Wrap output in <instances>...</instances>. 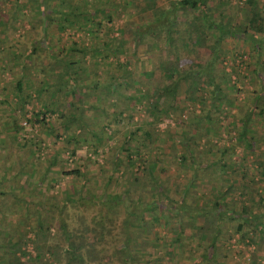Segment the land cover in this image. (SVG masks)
Wrapping results in <instances>:
<instances>
[{"label": "rangeland", "instance_id": "rangeland-1", "mask_svg": "<svg viewBox=\"0 0 264 264\" xmlns=\"http://www.w3.org/2000/svg\"><path fill=\"white\" fill-rule=\"evenodd\" d=\"M69 1L73 5V1L81 3V0H0V98L19 95L16 82L21 85L22 95H30L23 110L2 111L4 107L0 105V230L11 226L15 231L17 225L13 224L21 222L32 225L38 216L52 221L53 233L58 207L62 205L65 206L62 218L69 227H75L79 217L88 220L96 212V207L85 208L82 197L96 204L100 195L122 194L126 189L129 194L123 196L126 197L125 210L136 206L139 214L143 203L150 200V192L145 193L150 186L146 183L128 186L126 179L135 174L144 182L146 174H140L136 167H114L111 154L119 149L122 153L123 144L135 150L138 137L132 130L148 121L144 126L150 131V142L156 144L152 153L158 150L162 163L158 182L170 185L172 198L177 203L182 200L190 215L196 212L194 208L202 209L201 213H195L196 220L183 221L182 225L187 228L181 232L172 229L175 225L172 218H168L166 225L162 221L155 225L160 260L165 264H180L189 257L193 260L191 264H264V238H259L256 231L251 232L245 225L237 231L235 227L241 221L240 216L234 218L225 214L217 218L212 211H206L209 201L220 194L228 202L227 208L239 210L244 205L249 212L255 210L264 222V207L254 208L252 200L257 196L264 200V0L256 1L260 29L249 27L242 37L224 35L216 43L204 30L205 43L199 47L190 26L192 21L197 22L198 10L176 8L170 23L168 20L166 27H159L152 36H144L141 43L133 45L130 38L122 36L120 47L108 52L106 63L92 53L98 43L92 41L89 33L73 31L67 26L57 28L44 19L42 12L50 15L51 11L61 18L66 11L64 3L70 4ZM137 1L144 3L132 8L126 7L124 0H86L97 17L95 9L118 8L108 22L117 39L121 38L118 31L125 23L132 27L133 24L143 25L177 6L173 4L175 0ZM244 1H209V13L214 20L220 13V23L228 20L243 28L249 25L250 16ZM169 33L171 41L166 42ZM71 41H77L78 47L84 45L83 52L75 59L64 54ZM53 42L58 43L60 50L52 51ZM49 54L61 60L71 58L77 63V70L74 65L70 68L74 72L71 77L74 76L76 85L81 86L74 96L49 93L51 88L46 87L45 82L54 81L56 61ZM135 54L141 57L133 61ZM212 54L211 76L223 89L222 113H215L211 106L212 85L209 82H199L200 91L196 86L193 89L203 102L189 103L184 101V85L179 78L172 98L168 95L162 98L161 112L153 124L143 102L152 99V90L169 83L168 78L162 76L163 63L159 62L165 61L171 78L176 79L183 70H199V65H204ZM117 61L125 63L127 72L118 69ZM122 74L127 82L134 80L133 89L140 88L147 97H132L133 90L129 89V94L125 91V95H131L128 99L120 87L121 96H106V100H98L103 103V109L96 107V95L101 99L107 94L106 88L96 87V81L116 84L117 77ZM194 79L199 80V77ZM37 88L38 91L42 89L38 95ZM115 100L119 105H114ZM42 110L45 111L42 119L52 122L48 123L52 130L38 121ZM70 115L74 119H69L62 127L63 120ZM242 121H246L243 134L239 131ZM13 122L17 124L16 131L12 130ZM182 132L186 139L193 141L194 166L186 155V160L179 162L183 154L178 144ZM137 149L139 155L145 153L144 149ZM133 156L136 157V153ZM214 160L238 163L239 168L231 172L230 177H224L220 164L213 165ZM72 169H79L80 176L63 173ZM244 181L249 184L245 186L249 199L245 189L240 187ZM222 188L225 190L220 192ZM162 209L158 206L148 212L157 210L160 216L165 215ZM24 230V225H20V231ZM245 233L254 236L253 239L247 242ZM176 236L180 244L172 240ZM24 237L30 239L32 234L25 232ZM81 238L86 239L85 236ZM168 240L173 245H168L166 250ZM212 243L213 252L207 253V246ZM25 249L31 251L29 245Z\"/></svg>", "mask_w": 264, "mask_h": 264}, {"label": "trees", "instance_id": "trees-1", "mask_svg": "<svg viewBox=\"0 0 264 264\" xmlns=\"http://www.w3.org/2000/svg\"><path fill=\"white\" fill-rule=\"evenodd\" d=\"M106 1L108 2L109 0ZM209 1L212 2V0H175L173 4L177 5L176 7L165 10V12H161L159 14L160 16H154V18L150 21L148 20L143 25L133 24L132 27L128 23H125L122 28H119L118 32L121 38L118 39L116 36H113L114 32L112 31L111 26H108V22L113 18L112 13H117L118 8L116 7L111 8L110 11H108V8H101V10H99L100 8L95 9L94 11L99 14V17H97L96 15L94 16V13H92L93 10L86 0H81L80 4H76L73 1L74 5L70 3L71 1H69L70 4H66V2L64 3L66 11L62 12L64 15L61 18H59L54 11H51L50 15L45 13L43 14L42 12V15L45 20H48V23L53 24L57 28L60 26L64 29L67 26L72 28L73 31L81 30L84 33H89L92 41L96 40L98 43L96 44V49L93 50L92 53L96 54V57H99L105 63L107 61L108 52L120 47V44L118 43L120 42V39H124L122 36L126 35V37L130 38V40L134 43L133 45L141 43L140 41L144 36H152L156 33V30L159 29V27H164L168 20L172 18L176 8L198 10L199 18L196 23L192 21L190 26L195 33L194 36L196 44L199 47L205 43L204 30H207L215 42L218 43L224 35L242 37L247 32L249 27L252 29L254 27L260 29V17L256 6L257 0L244 1L243 5H245V7H247L250 11V16L249 19H247L249 21V25H244L243 28L237 24H230L228 20L220 23L219 21L222 19L220 13L216 14V19L214 20L212 15L209 13V10L211 9V7L209 8ZM140 3L144 2H138L137 0H124L126 7L133 8ZM83 7H85V10ZM103 13L104 16H100V14L102 15ZM168 23H170V20ZM257 23L259 24L256 26L255 24ZM170 38L171 34L169 33L165 37V41H171ZM83 46L84 45L78 47L77 41H71L68 47L65 48L66 53L64 54L72 56L75 59L79 53L83 52ZM51 48L53 49V52L60 50L58 49L57 42H53ZM62 49L64 50V48ZM49 56L50 58L53 57V59H56L54 62V81L45 82L46 87L51 88L49 93L53 96L57 93H62L63 95L67 93L74 96L75 92H77L78 88L81 86L78 87L74 76L73 78L71 77L74 72L71 71L70 68L72 65H77V63L71 58L61 60L53 54H49ZM213 56L214 55L212 54V57L205 62L204 65H199V70H193L192 72L183 70L184 72L179 74V77L176 79L171 78L172 76L169 74L167 63L165 61L159 62L161 64L163 63L162 76L164 78H168L169 83L165 86L157 87L155 90H152V99H146L143 102V108L148 115L151 116V122H153V124L157 122L156 117L161 112L160 102L162 98L164 95H168L172 98L176 91L175 84L179 78L182 80V84L184 85L182 86L184 101L189 103L195 102L200 104L203 102V99L199 97L197 92L193 89L196 86V88H199L200 91L202 90V87L198 86L200 84L199 82H202L203 84L209 82L212 85L210 90L211 106L214 108L215 113H222L220 107L223 105V101H221L223 97L221 95L223 89L220 88L218 82H216L211 76V66L214 61ZM140 57V55L135 54L133 61L138 60ZM100 59L98 61H100ZM117 66L121 72H127L124 62L117 61ZM74 69L77 70L78 67L75 66ZM195 76L199 77V80H195ZM124 77V74L119 75L117 77L119 80H117L116 84L113 82L100 84L96 81V87L100 86L102 88H106L105 93H107L105 96H101V99L98 98V95H96V107L101 110L103 109V103L98 102V100H106V96H115V94H119L121 96L122 91L121 89L118 90L120 87H123L124 95L125 91L129 94V89H131V91L133 90L131 92L132 97L133 95H135V98L138 97L139 99L145 96L147 97V93L140 90V88L135 87L133 89L132 85L134 80L127 82ZM201 78H204L205 80ZM66 82L68 84L67 87ZM15 88L16 91L20 93L19 95H16V97H12L11 99L10 97L0 98V105L4 107L1 109L2 111L5 109H12L13 111L23 110L24 104L30 100V95H22L21 85L19 83H15ZM45 89L46 88H43V90ZM41 91L42 89L38 91L37 88L36 94L38 95ZM128 94L125 96L129 99L131 95L128 96ZM41 96H43V93ZM114 105H119L118 100H115ZM44 110L47 111L46 109ZM44 110L40 112L41 119L38 121L52 130V125L48 124L52 122H47L42 119L45 113ZM119 113L122 112L119 111ZM245 118L248 120L247 116ZM69 119H74V116L70 115L68 118L63 120L62 127L67 125ZM245 122L246 121H242L241 123L239 129L241 134L245 131ZM13 123L12 130L16 131L18 129L17 124L16 122ZM145 123L149 124L148 121H145L144 124ZM144 124L135 126L132 131H135L138 137L135 145L144 149L145 153L139 155L137 153L139 149H137L136 146V149L133 150L130 146L123 144L124 147L121 148L123 150L122 153H119L121 151L119 149V152L114 151L111 154L112 164L114 167H118L119 165L136 167V170H138L140 174L144 172L146 174L144 182L140 181V176H136L135 174H131V176L126 179L128 186H133L132 184L134 183H146L147 186H150V190L145 191V193L150 192V200L143 203L139 214L136 206H131L129 210H125L127 204H124L126 197L123 196L126 193L127 195L129 194V189L124 190L122 194L111 193L108 195H100L96 204L89 201L88 198L82 197L84 198L82 203L85 208L96 207V212L93 217L88 220H84L79 217V221H77V226L75 225V227H69L66 220L62 218L61 214L64 211V205L58 207L59 215L56 219L53 233H51L52 221L38 216L32 225L27 224L28 222L13 224L15 226L17 225V230L15 231L10 228L11 226L9 227V224H7L9 227L8 229L4 226L3 229L0 230V264H165L164 261L160 260L161 257L157 254V235L156 231L153 230L155 225L157 223L159 224V221H162V224L166 225L169 221L168 218H172L175 221V225L172 229L176 230V232H181L183 229L187 228L186 225H182L183 221H185V219L196 220L197 216L195 213H201L202 209L196 210V208H194L196 212L190 215L185 209L186 206L181 203V199L180 203H177L172 198L170 185L163 186L158 182L159 170L162 169V163L159 160L160 154L158 153V150L157 152L152 153V149L156 148V144L150 142V131L144 126ZM132 131H130V133H132ZM180 136L178 144L182 148L183 154H181L179 162L182 163L185 161L186 155L190 157V164L194 166L195 164L193 161L195 157L191 153L193 141L190 140L191 138L186 139L184 132H182ZM210 146H212L210 148L214 147L213 145ZM216 150L217 148L212 151V154H214ZM71 151L73 153V150ZM133 153H136V157L133 156ZM146 154L149 156L145 157ZM212 163L213 165L214 163L220 164V171L224 177H230L229 174L231 172L235 173L239 168L238 163H221L218 160H214ZM47 166H49V164ZM63 173L80 176L79 169H72ZM193 175H195V173ZM246 185L249 184H247V181H244L240 187L245 189ZM223 190H225V188H222L220 192ZM244 191H246V189ZM245 193L248 198L249 192L246 191ZM219 197L221 198L220 200ZM253 198L252 200L255 202L254 208L264 207V200H262L260 196ZM139 202L140 201H138V203ZM227 203V201L223 200V195L215 194V196L209 201V207L206 211H212V214L217 218H220L225 214H230L231 217L234 218L240 216L241 221L238 222L235 227L237 231H240L242 226L245 225L251 232L256 231L259 238H264V222L259 219V215L255 210L249 212L247 207L244 205H241L239 210H235V208H227ZM158 206L163 208L162 210L165 215L162 214L160 216L157 213V210H155V212H148L149 209H156ZM162 216L163 219L160 218ZM118 217H120V219H118ZM131 217H133V220L129 219ZM20 225H24V231H20ZM9 230L11 234H8ZM137 230H139L138 233L136 232ZM25 232H30L32 234V238L26 239L24 237ZM218 233L219 231L216 232V234ZM84 236L86 239L83 241L81 237ZM243 236H245L247 242L251 241L254 237L247 233ZM172 240H175L178 244H180L177 236ZM26 245H29L31 250L30 252L26 251ZM168 245H173L172 241L168 240V244L165 247L166 250ZM171 247V253L173 254L174 249L173 246ZM213 248V243L207 246V253H212ZM162 250H164V248H162ZM185 259H188V261L181 262L180 264H191L193 261H190L189 257H185ZM174 260H177L175 255Z\"/></svg>", "mask_w": 264, "mask_h": 264}]
</instances>
